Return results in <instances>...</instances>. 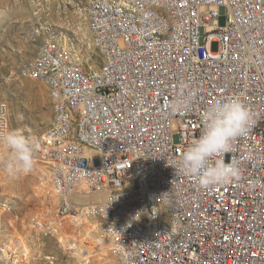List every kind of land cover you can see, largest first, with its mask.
I'll return each mask as SVG.
<instances>
[{
	"label": "built area",
	"instance_id": "1",
	"mask_svg": "<svg viewBox=\"0 0 264 264\" xmlns=\"http://www.w3.org/2000/svg\"><path fill=\"white\" fill-rule=\"evenodd\" d=\"M86 19L97 67L45 36L20 68L48 89L38 151L62 209L82 185L103 193L118 264H264V0H90ZM231 97L255 119L224 157L241 176L202 188L174 169Z\"/></svg>",
	"mask_w": 264,
	"mask_h": 264
},
{
	"label": "rangeland",
	"instance_id": "2",
	"mask_svg": "<svg viewBox=\"0 0 264 264\" xmlns=\"http://www.w3.org/2000/svg\"><path fill=\"white\" fill-rule=\"evenodd\" d=\"M89 4L90 0H0V132L7 124V130L21 129L38 139L51 126L48 89L20 76V68L37 52L43 37H53L87 68L101 64L87 24ZM220 24H225V18ZM38 181L36 165L28 174L7 178L0 188V203L9 206L2 230L11 226L18 233L31 232L28 264H74L57 237L36 228L29 231L41 208L34 195ZM75 200L73 197L71 205L81 207L83 202Z\"/></svg>",
	"mask_w": 264,
	"mask_h": 264
},
{
	"label": "clouds",
	"instance_id": "3",
	"mask_svg": "<svg viewBox=\"0 0 264 264\" xmlns=\"http://www.w3.org/2000/svg\"><path fill=\"white\" fill-rule=\"evenodd\" d=\"M188 105H171L173 110ZM202 132L193 138L179 158L175 171L194 178L202 188L226 185L239 180V162H226L236 140L255 123L253 111L240 97L217 100L202 113ZM40 148L38 139L21 129L0 132V171L16 178L31 172Z\"/></svg>",
	"mask_w": 264,
	"mask_h": 264
},
{
	"label": "bare ground",
	"instance_id": "4",
	"mask_svg": "<svg viewBox=\"0 0 264 264\" xmlns=\"http://www.w3.org/2000/svg\"><path fill=\"white\" fill-rule=\"evenodd\" d=\"M35 159L39 181L34 188V195L40 201L41 208L31 222L29 231L36 228L39 232L57 237L61 248L74 258V264H118L114 244L102 222L94 215L95 206L103 200L104 194L89 192L87 186L82 185L74 196L83 202L81 207L69 203L62 209V199L53 185L49 166L39 151ZM7 178L0 171V188ZM8 211L9 206L0 203V264H28L31 258V232L18 233L11 226L4 232L3 217Z\"/></svg>",
	"mask_w": 264,
	"mask_h": 264
}]
</instances>
